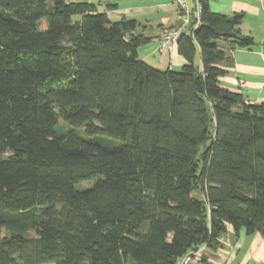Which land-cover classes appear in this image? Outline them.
<instances>
[{
	"label": "trees",
	"instance_id": "1",
	"mask_svg": "<svg viewBox=\"0 0 264 264\" xmlns=\"http://www.w3.org/2000/svg\"><path fill=\"white\" fill-rule=\"evenodd\" d=\"M209 1L174 70L97 0H0V264H178L228 225L264 234V101L218 66L254 40Z\"/></svg>",
	"mask_w": 264,
	"mask_h": 264
},
{
	"label": "crops",
	"instance_id": "2",
	"mask_svg": "<svg viewBox=\"0 0 264 264\" xmlns=\"http://www.w3.org/2000/svg\"><path fill=\"white\" fill-rule=\"evenodd\" d=\"M129 6L120 4L116 0H97L98 8L105 4H115V9L105 10L109 19L116 16L118 19L132 18L137 22L136 29L132 32L149 38V42L138 48L139 58L145 62L150 60L155 64H163L159 68L174 69L181 67L184 60L177 54L174 46L165 61L159 58L156 52V42L164 28L174 27L179 24L177 5L171 0H123L122 3L134 2ZM209 7L213 12L230 15L242 12L244 17L239 26L240 33L251 36L254 45L250 48L229 49L221 43L220 47L225 52V58L218 66L225 70L219 77V85L228 90L240 93L249 104H259L264 101V0H210ZM136 14L137 17H128ZM116 19V20H118ZM137 28L140 32L137 33ZM200 65L199 56L196 57ZM149 64V63H148ZM221 245L211 250L200 246L199 260L193 264H264V234L253 233L247 235L240 230L235 236L228 225L226 233L221 237ZM179 260L178 264H180Z\"/></svg>",
	"mask_w": 264,
	"mask_h": 264
},
{
	"label": "built area",
	"instance_id": "3",
	"mask_svg": "<svg viewBox=\"0 0 264 264\" xmlns=\"http://www.w3.org/2000/svg\"><path fill=\"white\" fill-rule=\"evenodd\" d=\"M173 3L177 5L179 8V24L174 27L164 28L159 34L156 42V51L171 52L173 47L175 46V42L180 34V31L187 26L190 21V10L191 6L195 7V13L198 18L199 14V3L198 0H191V5H188V0H171ZM199 25V20L196 19V23L193 28H196ZM205 246V245H202ZM197 248L195 250L188 251L182 258L180 264H193L199 260V250ZM253 264H259V262H254Z\"/></svg>",
	"mask_w": 264,
	"mask_h": 264
},
{
	"label": "rangeland",
	"instance_id": "4",
	"mask_svg": "<svg viewBox=\"0 0 264 264\" xmlns=\"http://www.w3.org/2000/svg\"><path fill=\"white\" fill-rule=\"evenodd\" d=\"M117 2L118 1H120V4L119 5H121L122 7L124 6V5H127V6H129V4H132V5H135V1L134 2H127V3H122L123 2V0H116ZM168 1H170V0H168ZM188 5H191V0H188ZM178 8V7H177ZM99 9V11H105V9H104V7L103 8H98ZM178 12H179V8H178ZM128 17H133V18H135V17H137V15L136 14H132V16L131 15H129ZM116 19H118L116 16L114 17V16H111V18H110V20L111 21H115ZM129 19H132V18H129ZM73 20L74 21H77V20H79V16H73ZM140 32V28H137V33H139ZM172 51V50H171ZM157 52V51H156ZM164 52H168V51H164ZM164 52H157V53H162V54H158V56H159V58H161V60L162 61H165L166 59H167V57H168V54H166V53H164ZM151 66H153V67H156V68H158V67H162L161 65H163V64H155L154 62H152L151 60L148 62ZM159 69H163V68H159ZM180 69V67H174V70H179ZM30 235L31 236H34V232H30Z\"/></svg>",
	"mask_w": 264,
	"mask_h": 264
}]
</instances>
